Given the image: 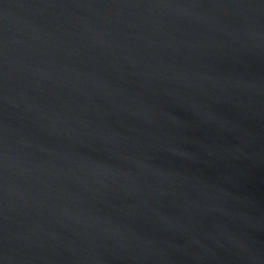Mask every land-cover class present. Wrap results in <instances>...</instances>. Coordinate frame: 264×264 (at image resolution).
Returning a JSON list of instances; mask_svg holds the SVG:
<instances>
[{"label": "water", "instance_id": "obj_1", "mask_svg": "<svg viewBox=\"0 0 264 264\" xmlns=\"http://www.w3.org/2000/svg\"><path fill=\"white\" fill-rule=\"evenodd\" d=\"M0 264H264V0H0Z\"/></svg>", "mask_w": 264, "mask_h": 264}]
</instances>
